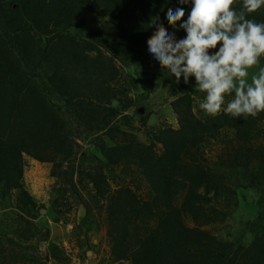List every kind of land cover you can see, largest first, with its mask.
Masks as SVG:
<instances>
[{
    "label": "trees",
    "instance_id": "trees-1",
    "mask_svg": "<svg viewBox=\"0 0 264 264\" xmlns=\"http://www.w3.org/2000/svg\"><path fill=\"white\" fill-rule=\"evenodd\" d=\"M181 6L186 19L190 0H0V199L8 208L14 198L36 206L23 182L27 156L52 165L51 176L61 185L51 200L58 219L73 206L66 194L84 208L83 223H106L113 263L264 264L261 225H250L257 224L260 234L249 246L208 230L230 216L219 208L226 194L256 190L264 202V112L199 116V93L184 83L171 102L178 128L151 132L146 145L119 110L130 78L160 73L147 44L156 25L177 38L185 35L182 21L174 30L166 19L169 8ZM233 8L241 11L243 0ZM86 13L104 18L94 32H88ZM246 18L264 23V7ZM256 67H264V57ZM149 119L150 113L141 117V125ZM220 148L216 168H206L209 152ZM88 150L97 164L86 162ZM110 178L119 180L116 188ZM33 237L28 227L20 241L0 232L1 241L25 251ZM17 255L0 248V264ZM47 255L56 264L67 261L53 244Z\"/></svg>",
    "mask_w": 264,
    "mask_h": 264
},
{
    "label": "rangeland",
    "instance_id": "rangeland-1",
    "mask_svg": "<svg viewBox=\"0 0 264 264\" xmlns=\"http://www.w3.org/2000/svg\"><path fill=\"white\" fill-rule=\"evenodd\" d=\"M84 19L92 28H89L88 32H94L104 21V18L91 13H86ZM259 69L257 67L250 69V76L257 74ZM157 72H154L153 76H147L146 79L135 77L136 82L130 78L129 86H127L128 99L125 101L127 105L123 104L119 107L122 115H128L131 118L135 128L132 132L136 133L139 141L146 145H150L151 132H158L167 127L178 128L177 117L171 108V102L185 83L182 77L177 83L176 78L165 69L161 68L160 73L157 74ZM187 84L193 86L199 93L194 96L195 112L199 116L205 115L204 111L199 108V104L204 100L203 92L196 86L195 78H190ZM232 98V96H226L224 107ZM149 113L150 119L147 126L141 125V117ZM125 129L122 128V130ZM156 152L157 155H161L162 147L158 146ZM222 152L221 148L209 152L205 167L216 168L217 157ZM92 155L93 150H88L86 162L89 164V162L96 161L97 164L96 158ZM82 157L84 158V156H77V161H81ZM51 171V164L39 163L25 156L23 182L28 194L36 199V206H23L14 198L8 208L7 201L3 199L1 202L0 199V232H5L9 238L20 241L21 231L28 227L34 236L29 242L31 247L27 251L20 247H13L0 239V248L8 256L12 254V251L18 254L5 264H56L47 255L49 246L52 244L63 251L67 259L65 264H117L110 261L107 226L104 221H101L98 227L83 223L84 208L79 207L75 200L66 194H63L64 198L73 205L70 213L64 219H58L54 215L51 200L57 198L54 188L57 187L60 190L61 185H58L57 180L51 176ZM110 183L113 188H116L119 180L110 178ZM203 191L204 189L201 188L200 192ZM260 194L256 190L245 191L243 188H238L236 194H226L225 198H220L219 208L227 209L230 216L223 222L209 227L208 230L225 242L234 244L240 242L241 245L249 246L253 237L257 233L260 234L255 226L259 224L264 228V202H261ZM186 223L190 228L195 227L192 220L187 219ZM253 223L257 224L250 227ZM41 239L44 241L39 243ZM24 255L27 259L23 261L21 256Z\"/></svg>",
    "mask_w": 264,
    "mask_h": 264
},
{
    "label": "clouds",
    "instance_id": "clouds-1",
    "mask_svg": "<svg viewBox=\"0 0 264 264\" xmlns=\"http://www.w3.org/2000/svg\"><path fill=\"white\" fill-rule=\"evenodd\" d=\"M181 5L189 0H179ZM235 0H190L184 8H169L168 24L185 35L177 38L163 24H157L147 40L149 52L179 83L194 77L205 93L199 108L207 115L224 112L233 117H256L264 112V67L250 76V69L264 57V23L247 19L264 7V0H243V9L234 10ZM250 78V82H249ZM234 94V95H233ZM226 96H232L225 106ZM117 102H113L116 106Z\"/></svg>",
    "mask_w": 264,
    "mask_h": 264
}]
</instances>
